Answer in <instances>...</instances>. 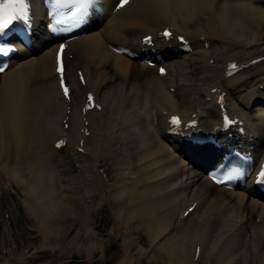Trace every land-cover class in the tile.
Returning <instances> with one entry per match:
<instances>
[{"label": "bare ground", "instance_id": "obj_1", "mask_svg": "<svg viewBox=\"0 0 264 264\" xmlns=\"http://www.w3.org/2000/svg\"><path fill=\"white\" fill-rule=\"evenodd\" d=\"M102 1L105 16L65 43L60 72L58 45H48L43 11L30 0L35 50L20 46L0 74V175L19 177L34 233L52 250L66 252L69 241L89 258L93 246L116 248L136 218L149 224L158 249L147 259L131 240L111 255L116 264H264V202L251 182L243 190L213 185L206 171L218 152L167 134L176 116L195 123L187 131L264 159V0H128L116 10L117 0ZM119 47L164 61L135 65L114 52ZM180 49L181 61L169 62ZM222 116L233 121L226 131ZM104 160L113 168L104 192L117 223L101 239L87 210L104 188ZM32 232L22 231L29 247Z\"/></svg>", "mask_w": 264, "mask_h": 264}, {"label": "rangeland", "instance_id": "obj_2", "mask_svg": "<svg viewBox=\"0 0 264 264\" xmlns=\"http://www.w3.org/2000/svg\"><path fill=\"white\" fill-rule=\"evenodd\" d=\"M183 54L179 52L168 60L169 62L181 61ZM82 79L84 80V78ZM112 169L109 161L104 160L101 162L99 172L104 180V188L99 196L96 197L95 203L92 204L93 206L87 210V215L95 219V224L90 227L94 230L97 237L101 239H106L109 230L117 223L113 215L116 206L105 198L106 194L104 192V189L105 191H110V187L114 184L115 179ZM18 180V176L3 177V175H0V212L4 210L8 216L0 220V264H116V260L112 259L111 255L115 253L123 254L131 240H135L137 243L135 253H141L147 259L149 255L157 251L158 240L151 241L147 236L146 231L149 228V224L147 222L141 223L142 220L136 218L133 222L125 224L130 234L125 237L119 235L116 248L113 247L104 251L93 246L89 258L81 248L76 250L74 248L75 243H69V241L67 242V251L62 254L57 248L52 250V244L50 245L51 248L44 246L39 239V235L34 233L35 229L31 217L27 216L22 206L21 189L15 184ZM101 198L105 201L100 206H97ZM25 225L26 228L33 230L30 237L35 236L37 240L30 247V243L22 235ZM96 225L99 227L96 228ZM135 227V230L131 229ZM159 241L162 242L163 239ZM80 244L85 245L86 240L81 239Z\"/></svg>", "mask_w": 264, "mask_h": 264}, {"label": "snow or ice", "instance_id": "obj_3", "mask_svg": "<svg viewBox=\"0 0 264 264\" xmlns=\"http://www.w3.org/2000/svg\"><path fill=\"white\" fill-rule=\"evenodd\" d=\"M73 3H77L79 5V16L83 18L88 14V9L96 3V0H72ZM128 3V0H120V7L124 6ZM29 19V5L28 0H0V34L5 33L6 30L10 28L14 24V22H18L21 20ZM165 36L169 35V33L165 32ZM7 49L0 48V53L6 52ZM235 68V65L231 66ZM4 69L0 68V72ZM59 70V69H58ZM164 70L161 69V72ZM65 95L68 93V89L65 88ZM91 99V97L89 98ZM171 123L174 126H179L180 120L178 117H173ZM59 146V145H58ZM264 175V173H262ZM230 175H226L225 179H230Z\"/></svg>", "mask_w": 264, "mask_h": 264}]
</instances>
